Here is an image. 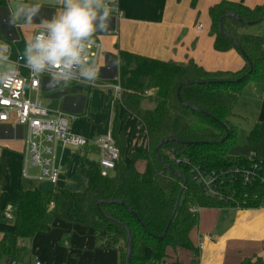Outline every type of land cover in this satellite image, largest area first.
<instances>
[{
	"label": "trees",
	"instance_id": "1",
	"mask_svg": "<svg viewBox=\"0 0 264 264\" xmlns=\"http://www.w3.org/2000/svg\"><path fill=\"white\" fill-rule=\"evenodd\" d=\"M209 14L215 50H237L245 66L236 72H210L192 60L165 62L120 50L123 92L121 99L111 94V131L120 153L114 172L103 177L98 161L77 155V171L87 182L85 191H44L35 184L21 185L15 220L5 221L0 212V264L16 261L19 241L47 232L57 220L92 230L101 248L118 252V264H166L169 249L199 256L190 239L199 222L194 209L264 206L259 128H253L247 138L254 157L229 155L238 137L235 107L246 82L262 78L264 72V36L247 33L251 26L230 15L258 25L264 18V4L251 8L224 1L211 7ZM146 92L153 93L149 98L156 101L154 109L143 108ZM131 115L145 128L148 149L126 154L125 125ZM164 141L170 142L161 145ZM256 163L250 182L230 176L235 167ZM195 168L216 173L229 199L208 197L193 179Z\"/></svg>",
	"mask_w": 264,
	"mask_h": 264
},
{
	"label": "crops",
	"instance_id": "2",
	"mask_svg": "<svg viewBox=\"0 0 264 264\" xmlns=\"http://www.w3.org/2000/svg\"><path fill=\"white\" fill-rule=\"evenodd\" d=\"M224 1L239 2V0H119L123 13L119 34L114 35L106 31L94 36V42L102 46V55L99 60L100 74L95 83L99 86L108 85L119 73V63L113 66V61H119L120 50L165 62L187 63L192 60L210 72L241 70L246 63L243 56L234 49L228 52L216 51L215 37L210 33V9ZM22 4H40L41 8L39 14L33 19L34 24L21 26L22 43L14 45L11 41L14 24L10 22L11 15L7 4L0 1V42L13 47L15 53H22L21 50L25 48L26 41L39 30L40 26L37 24L42 19H51L61 8L58 0H26L24 3L12 2L11 11H15ZM18 23L22 24V22ZM200 25L203 26L201 30L198 29ZM75 89H77L76 85L56 91L43 90L40 93V99L41 95H45L48 100L64 95L67 100L66 106L60 111L68 114H82L84 99L88 100V98L87 96L69 97L70 92L85 88ZM86 89L90 91V94H93L95 90L88 87ZM96 89L108 91V96H111L108 89ZM108 101L110 108L111 100L108 99ZM253 102L259 106L256 112L252 113L259 124L254 120L247 133L258 127L261 140H263L264 96L258 97ZM237 106L234 110L236 117L239 116ZM46 107L50 109L48 105ZM87 109L92 110L90 99L85 111ZM113 119L114 110L112 121ZM81 120H85V117L75 121L73 125L75 131L77 130L76 124ZM130 120L131 122L134 120L138 129L142 128V134L147 138L145 128L139 126L138 119L131 115L125 125V134L129 136V143L132 140L131 134L127 131ZM89 121L90 118L88 119L90 125L88 132L82 133L78 130L76 132L83 136H95L94 138L105 134L106 131L96 135ZM112 121L110 120V125ZM23 150L24 144L21 140L13 141L2 132L0 133V186L2 189L0 211L9 203H17L21 185L28 186L24 184L22 178ZM258 154L264 157V154L261 155L259 152ZM76 161L75 154L68 156L63 151L60 154L59 149V162L66 167V171L60 183L55 186L56 188H66L65 176H69L72 170L78 172ZM190 239L194 247L198 249L199 256L184 249H169L166 262L171 264H244L248 260L252 263L260 260L261 264H264V206L252 209L203 208L199 213L198 225L192 231ZM25 245L24 243L23 247ZM31 256H34L33 253Z\"/></svg>",
	"mask_w": 264,
	"mask_h": 264
},
{
	"label": "built area",
	"instance_id": "3",
	"mask_svg": "<svg viewBox=\"0 0 264 264\" xmlns=\"http://www.w3.org/2000/svg\"><path fill=\"white\" fill-rule=\"evenodd\" d=\"M2 1L7 4L10 15V4L12 2H26V0ZM113 9L111 24L107 32L118 35L120 21L123 18L119 0H116ZM13 27L14 34L11 37V41L14 45H18L22 43L21 26L13 25ZM198 29H203V26L200 25ZM13 55V47L8 45L7 56L15 67V74L11 79L0 81V133L2 132L10 140H21L24 144L22 178L32 182H44L57 186L66 171V167L59 162L60 144L73 146L78 149H84L89 146L96 148L99 154L98 162L101 167V175L109 177L114 172L116 163L120 159L119 149L111 131L97 138H90L80 135L73 128L75 121L86 113L85 107L88 100L84 99L82 114H68L63 111L54 113L44 105L40 99V93L43 90L56 91L67 88L70 84H75L77 88L81 89L85 87L91 90L96 88L108 89L113 97L121 99L123 89L120 85L119 73L113 77L110 84L105 86H99L96 83L89 85L72 81L67 87L50 89L47 87L49 79L47 74H44L39 79L32 78L30 70L25 66V62L20 59L22 53L17 52L15 58H13ZM101 55V44L94 42L89 48V58L95 60L99 65ZM3 71L5 70L0 69V72ZM150 94V92H146L147 97ZM252 157H254V154H252ZM256 168H258L257 163L250 168L235 167L231 170L230 176L240 177L243 182L247 183L253 178ZM193 179L208 197L219 201L229 199L222 192L216 173H208L195 168L193 170ZM1 197L2 189L0 186V199ZM201 210L196 208L193 211L199 214ZM2 212L5 221L12 222L15 220L16 207L13 204L5 205ZM5 264L18 263L9 260ZM34 264H42V262L36 259ZM166 264L170 263L166 262Z\"/></svg>",
	"mask_w": 264,
	"mask_h": 264
},
{
	"label": "rangeland",
	"instance_id": "4",
	"mask_svg": "<svg viewBox=\"0 0 264 264\" xmlns=\"http://www.w3.org/2000/svg\"><path fill=\"white\" fill-rule=\"evenodd\" d=\"M240 2H243L246 6H256L264 3V0H239V2L233 3ZM247 33L264 36V22L251 26L247 30ZM21 51L23 53L24 49ZM15 56L16 53L14 52L13 58H15ZM8 67V64H0L1 70H6ZM74 85L75 84H70L68 87ZM75 90L79 89L77 88ZM107 92L108 91L95 89L94 93L90 94V91L86 89V87L84 90L70 92L69 97L77 98L78 96H87L88 102L89 99L91 100L92 110L87 109L86 113L81 115V118L85 117V120H81L76 124V128L79 132H88V127L90 126L88 123L89 118L92 123V130L96 131V135L102 134L105 131H111V128L109 127L111 126L110 120L112 121L113 117V101L111 96H108ZM262 95L264 96V72L262 78L248 80L243 89V94L237 106L239 116L233 119V122L238 126V137L236 144L229 152L231 157L238 158L246 156L252 158L251 148L247 144V137L249 135L247 132H249L254 120L259 124V121H257L252 114L253 112H256L259 106L253 101ZM65 98L64 95H61L57 98L48 100L45 95H41V100L46 106L48 105L54 113L64 109L67 101ZM108 99L111 100L110 108ZM99 105L102 107H98ZM155 106V99H148V97L145 98L143 102L144 109H154ZM133 121L134 120L131 122L130 120L128 129L126 128L129 134H131L132 139L129 143V136H126V154L139 148L148 149L147 138L142 134V128L139 127L138 129V125ZM94 137L95 136L90 138ZM59 149L60 154L63 151L68 156L70 154H75V156H86V158L92 161H98L99 159L96 149L91 146L84 149H78L73 146H64L60 144ZM258 152L261 155L264 154V139L260 141ZM126 161L128 162V159H126ZM70 173L69 176H65L67 179L66 188L74 192L85 191L87 187L86 180L78 172L72 170ZM23 182L28 186L35 184L39 189L44 191H52L56 188L50 183H38L29 180H24ZM15 204L16 203L13 205ZM25 244L26 245L23 247V240L19 241L18 251L16 252V260L18 264H34L36 257L42 262V264H118L121 260L120 255L116 250L101 248L102 242L95 237L92 230H88L82 225L70 224L62 220H57L47 232L37 234L32 240H25ZM32 253L34 256H31ZM1 264H5V261H2Z\"/></svg>",
	"mask_w": 264,
	"mask_h": 264
},
{
	"label": "clouds",
	"instance_id": "5",
	"mask_svg": "<svg viewBox=\"0 0 264 264\" xmlns=\"http://www.w3.org/2000/svg\"><path fill=\"white\" fill-rule=\"evenodd\" d=\"M61 8L51 19H42L39 30L25 43L20 59L32 78L48 76L50 89L67 87L70 82L94 85L100 67L89 58L94 36L106 32L116 0H58ZM40 4H22L11 11L10 22L16 26L32 25ZM18 22H22L18 23ZM8 45L0 43V64L9 67L0 72V81L13 78L15 67L8 60ZM119 61H113V66Z\"/></svg>",
	"mask_w": 264,
	"mask_h": 264
},
{
	"label": "water",
	"instance_id": "6",
	"mask_svg": "<svg viewBox=\"0 0 264 264\" xmlns=\"http://www.w3.org/2000/svg\"><path fill=\"white\" fill-rule=\"evenodd\" d=\"M230 17H232V18H234L235 20H237V21H239L240 23H242V24H248V25H250V26H254L255 25V23H247L245 20H242V19H240V18H238L237 16H234V15H230ZM264 21V18L260 21V23H262ZM189 82H187V83H185V84H188ZM190 83H192V82H190ZM167 142H170V141H164V142H162L161 143V145H163V144H165V143H167ZM130 250H129V253H128V258H129V256H130Z\"/></svg>",
	"mask_w": 264,
	"mask_h": 264
}]
</instances>
